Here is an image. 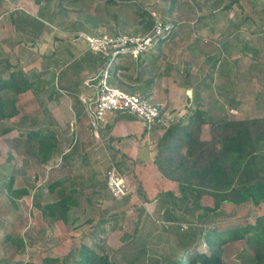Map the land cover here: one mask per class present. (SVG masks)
<instances>
[{"label":"rangeland","instance_id":"obj_1","mask_svg":"<svg viewBox=\"0 0 264 264\" xmlns=\"http://www.w3.org/2000/svg\"><path fill=\"white\" fill-rule=\"evenodd\" d=\"M227 5L229 11L225 10ZM14 12L29 22L34 17L32 25H40L41 38L16 29L11 21ZM175 20L178 25L166 39L167 44L160 47L161 54L151 70L160 78L155 86L156 97L174 99L182 109L187 105L183 89L189 88L191 105H200L208 119L264 116V0H0V51L9 57L12 66L17 64L25 71L40 74L42 55L59 53L63 46L57 39L61 38L62 26L66 28L62 39L78 49L85 48L79 32L87 31L91 23L101 24L109 35L114 28H123L124 34L143 36L147 21L153 27L158 22L169 24ZM79 64L80 58L69 70ZM156 101L151 100L154 104ZM41 104L35 105L31 95L24 94L16 105L18 116L0 121V264H45L48 259L72 264L75 251L81 247L98 248L110 264H175L184 250L207 253V247L197 244L192 236L195 230L215 229L221 233L254 225L257 219L264 225V204H218L216 197L203 193L200 207L219 208L213 219L201 223L196 217L202 212L190 209L193 213H184V202L179 203L181 207L161 204L166 198L160 196L159 200L156 189L142 192L141 185L147 183L150 174L155 175L153 168L140 171L134 165L132 174L126 166H120L130 186L138 185L141 192L139 198L114 199L104 187L106 158L73 166L55 154L48 163H40L35 142L25 143L24 137L23 142L17 140L19 129L28 124L24 119H35L37 124L44 112L43 125L34 128L44 130L45 126L61 134L64 146L74 136V130H69L73 127L69 125L73 119L69 105ZM201 132V138L207 140L209 125H204ZM86 135L80 128L78 136ZM131 162L128 159L127 163ZM63 179L68 188L74 187L79 193L70 216L74 222L68 225L50 223L39 209L55 198V193H48V185ZM8 182L12 189H27V195L9 197L5 189ZM163 188L169 189L163 193L171 192L181 202L175 183ZM166 212L177 220H166ZM8 237L21 240L22 248ZM255 249L253 242H229L222 248L221 264H252Z\"/></svg>","mask_w":264,"mask_h":264},{"label":"trees","instance_id":"obj_2","mask_svg":"<svg viewBox=\"0 0 264 264\" xmlns=\"http://www.w3.org/2000/svg\"><path fill=\"white\" fill-rule=\"evenodd\" d=\"M35 1L40 2V0ZM172 3L174 2H171V8ZM225 10H230L229 5L225 7ZM141 16L144 15L140 14ZM11 21L16 29L33 38H39L42 32L39 24H37L38 27L32 25L35 24L34 17H31V22H29L24 15L14 12ZM152 24L151 21L145 24L144 28L147 32L151 30ZM177 25L176 20L170 22V31L159 37L158 43L152 49H156L161 42L170 39L173 34L172 30L174 31L173 28ZM146 56L148 55L144 53L136 58L128 55L117 58L107 68L105 77L107 84L131 93L140 91L139 94L142 97L148 98V88L153 82L152 73L148 75L151 77L145 80L141 78L154 67L153 64H148L142 68L143 59ZM97 57L100 67L91 77L100 74L108 63V59L101 54L97 53ZM110 65L113 66L111 72L109 71ZM129 72L131 75H126ZM44 88H47V85L39 74L25 71L17 64L12 66L9 57L0 51V121L9 120L19 114L16 107L19 95L30 91L36 100L40 101L45 93ZM76 101L81 103V100ZM74 107L79 117L84 109L82 111V105H74ZM159 109L161 114L168 113L169 117L164 119L163 123H157L150 129H145L150 131L155 142L152 162L162 178L177 185L182 199L180 202V199L174 197L171 192H162L158 195L159 200L160 196L166 199H161V204L169 203L176 207L184 202L186 203V205L183 204L184 213H193L190 209L202 212L196 217V221L200 223L213 219L219 208V205L213 208L200 207L198 202L203 193L216 197L218 204L240 205L249 202L254 207L264 204V116L241 120L224 118L212 120L208 119L205 111L197 106L186 108L181 113L166 110L165 107H159ZM38 124L35 119H32L20 131L25 134V143L35 142L36 158L44 164L50 160L57 148L56 137L33 127ZM207 124L209 125V138L203 140L201 131L202 127ZM71 152L63 155V162H70ZM65 182L66 180L63 179L48 185V193H55V198L39 207L42 217L50 223L61 222L68 225L74 222L70 221V216L77 206L79 193L74 187L68 188ZM5 189L12 198L27 195V189H12L10 182L6 184ZM128 195L121 199H128ZM165 219L177 220L168 212H166ZM105 222L102 221L101 224ZM192 236L195 237L197 244H204L207 247V253L184 250L175 264H221L223 246L238 240H244L246 243L253 242L256 249L253 253V260H251L252 264H264V225L261 224L260 219H257L254 225L221 233L215 229L195 230ZM7 239L17 248H22L21 240L15 241L11 237ZM96 250L81 247L75 251L72 264H110L108 257L104 253H98V248ZM187 255L190 257L186 258ZM44 262L45 264H65L66 260L60 262L57 259H48Z\"/></svg>","mask_w":264,"mask_h":264},{"label":"crops","instance_id":"obj_3","mask_svg":"<svg viewBox=\"0 0 264 264\" xmlns=\"http://www.w3.org/2000/svg\"><path fill=\"white\" fill-rule=\"evenodd\" d=\"M45 8L47 10L49 7H44V8L42 7V9ZM96 24L98 23L96 22L95 24L91 23L87 28V31L79 32V37L83 40L85 44V48L80 47L78 49L75 47L74 44L69 43L66 39H62L65 37V32H66V28L62 26L63 32L59 33L60 34L59 36L61 38H57L59 39L61 44H63L62 47H59V53H52V54L46 53L42 55V58L44 59L42 63L43 68L40 71L39 76L43 80V82L46 83L47 85V88L43 89V91L45 92L42 97L43 100H40L38 102V100H36L33 94L30 91H27L18 96L16 105L18 103L19 98L24 94H30L35 105H40L41 103H42L41 105H62V104L69 105V110L71 111L73 118L71 119L69 124L70 126L72 125L73 127L70 128L69 130L70 132L74 130V136L71 137V140H69L66 146H64V143L61 142L60 138L63 139L61 134L58 136L57 134L51 132L47 127L42 126L44 130L41 131L46 132L48 134H52L56 137L57 148L53 152V155L50 158V160L53 158L55 154H57L59 155V158L62 161L63 155L70 153L72 151L70 154L71 155L70 162H65V164L67 165L69 163H71L73 166L74 165L84 166L85 164L90 165V163H92V161L95 158L103 157L108 160L105 171L107 170L110 164L116 166L117 169L120 171V173L122 172L119 169L120 166H124V167L126 166L128 171H130L132 174H133L132 168L134 165L140 171L141 170L148 171L149 169L151 170V168H153L155 170L154 171L155 175L150 174L151 176L147 178L148 179L147 183L146 184L143 183L141 185L143 187L142 192L143 190L147 192L149 189H156V193L159 195V193L169 190V189H164V188L160 189V188L162 187L167 188V186H169V184L172 185V183L161 177L160 173L158 172V170L156 169L155 165L152 162L153 146H154L153 143L155 142L151 136L150 131L145 130L143 123L129 114H125V113L107 114L105 116V120L102 123V125L95 130L90 126L88 117L85 111H83L85 105L84 102L92 99L94 96L93 88H89L88 86H86L84 81L97 72V69L100 67V64H99V60L97 59L98 58L97 53H93L89 51L87 44L85 40L82 38V36L83 35H87L90 37H101V36L116 37L118 35L127 36V34L123 33L124 30L126 29L114 28L115 30L113 34L111 33L112 35H109L103 31L104 28H102L101 24L100 25H96ZM41 36H42V32L40 33L39 37L41 38ZM129 36H137V35L133 33V35H129ZM166 44H167L166 40L161 42V44L155 49V53H156L155 55H153L154 51L145 53L148 56H146V58L143 59L142 68L146 67L148 64L150 65L153 64L154 67L156 65L155 62L158 60L157 58L158 54H161L160 47L161 46L163 47ZM79 58L82 64H79L77 67H75V70L70 71L69 68ZM59 64H61V66H59L58 70L53 71L52 70L53 67H57ZM121 73L123 74V72ZM150 73H152L153 82L150 84L148 88L149 97L146 99L151 101L153 100V98L154 99L157 98L156 101L157 103H155L157 106H159L160 108L165 107L166 110H170L178 113L179 112L181 113L182 111H184L186 108L189 107L193 108L197 106L199 109H202L200 105H189L191 103L189 88L183 89L185 91L184 102L187 105H182V109L181 107H177V104L174 103L175 102L174 99L170 98L167 100L166 98L160 96L156 97L155 86L158 80H160V78L156 77V75L150 70L145 74L143 78H141V80H145L146 78L151 77L148 76ZM36 74H38L37 71ZM126 75L128 76L131 75V72L127 73ZM49 85L51 88L49 87ZM59 85H61L62 87ZM135 93L139 94L140 91H137ZM77 99L81 100L82 104L78 103L76 101ZM66 101L68 102V104L66 103ZM74 105H82L83 113L80 114L79 117L76 115ZM78 108L81 107L78 106ZM42 110L46 111V108L42 107ZM38 115L39 114H37L36 117ZM40 116L41 118L39 124L43 125L44 122L41 123V121L45 117L44 112H42ZM29 121L30 120H27V122ZM84 121L85 123H83ZM79 124L80 127H78ZM80 128H84V131L87 134L83 138L78 136V132H80ZM20 129H19L20 133L18 132L17 134V140L20 139L23 142V137L25 136V134L22 131H20ZM128 159L132 160L130 164L127 163ZM152 177H154L155 179L152 180ZM125 179L127 180L126 177ZM147 186L150 187L148 188ZM104 187H105V181H104ZM139 189L140 187H138V185H136V187L134 188L132 187L133 194L128 195L129 198L134 196L137 197L139 192H141V190L139 191ZM134 190H135V194H134Z\"/></svg>","mask_w":264,"mask_h":264},{"label":"built area","instance_id":"obj_4","mask_svg":"<svg viewBox=\"0 0 264 264\" xmlns=\"http://www.w3.org/2000/svg\"><path fill=\"white\" fill-rule=\"evenodd\" d=\"M170 31L169 24L158 22L143 36L90 37L83 35L89 51L99 53L108 59L106 68L94 77L84 81L85 85L93 88L94 96L84 102V111L90 126L98 129L107 114L125 113L141 121L145 129L154 124L163 123L168 113H160L159 107L137 93H130L110 87L105 79L109 64L120 56L138 57L152 49L158 38ZM95 81V83H94ZM105 187L114 199H120L133 194L132 187L116 166L110 164L104 174Z\"/></svg>","mask_w":264,"mask_h":264}]
</instances>
